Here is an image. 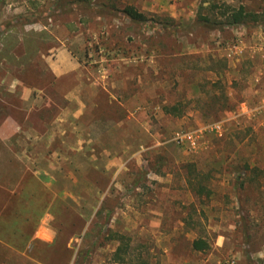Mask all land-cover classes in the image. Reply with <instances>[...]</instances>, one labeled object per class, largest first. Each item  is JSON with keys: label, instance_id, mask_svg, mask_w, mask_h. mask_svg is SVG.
I'll return each mask as SVG.
<instances>
[{"label": "rangeland", "instance_id": "374dc122", "mask_svg": "<svg viewBox=\"0 0 264 264\" xmlns=\"http://www.w3.org/2000/svg\"><path fill=\"white\" fill-rule=\"evenodd\" d=\"M204 1L0 0V35L42 37L32 61L0 62L42 88L45 106L30 116L68 118L67 90L83 109L75 129L62 120L63 137L44 143L61 153L49 157L59 264H264V0ZM126 5L145 21L128 19ZM240 6L250 14L242 23H198H221ZM61 48L77 68L55 77L47 63ZM5 80L0 73V87ZM0 104V116L20 118L4 90ZM174 104L177 113L162 110ZM189 164L207 195L187 182ZM114 233L128 237L120 260ZM196 238L208 246L195 250Z\"/></svg>", "mask_w": 264, "mask_h": 264}, {"label": "crops", "instance_id": "0c3cea01", "mask_svg": "<svg viewBox=\"0 0 264 264\" xmlns=\"http://www.w3.org/2000/svg\"><path fill=\"white\" fill-rule=\"evenodd\" d=\"M42 42V37L27 39L23 33L14 32L10 39L0 40V62L32 61ZM18 46L22 48L20 53L15 51ZM67 55L66 49L61 48L54 58L48 60L50 72L55 77L70 74L77 68L76 60ZM0 73L4 80L9 78L1 90L18 101L21 113L18 119L11 112L0 116V264H59V256L55 254L59 255L61 251V199L55 192V172L52 171L55 167L49 163V157L61 158V153L53 149L47 150L49 154H46L44 143L63 137L62 120L68 121L70 129H75L83 116V109L78 108L76 96L67 90L64 98L68 101L62 111H66L68 118L64 119L61 111L48 120L32 118L30 110L42 111L45 106L44 101H40L44 96L36 91L42 88L23 84L11 68ZM13 79L19 80L14 83ZM94 105L89 102L86 109L88 126L99 122L93 114ZM60 171L58 165L56 174ZM69 246L66 243V247Z\"/></svg>", "mask_w": 264, "mask_h": 264}, {"label": "trees", "instance_id": "16d2710c", "mask_svg": "<svg viewBox=\"0 0 264 264\" xmlns=\"http://www.w3.org/2000/svg\"><path fill=\"white\" fill-rule=\"evenodd\" d=\"M202 2H205L204 0H202ZM102 10H106L109 12H116L117 9H115L114 7L105 5L103 3L100 4ZM123 14L130 19L131 21H136V22H143L145 21V17L143 15V13L137 11L133 6L131 5H126L125 7H123L122 9ZM247 14L250 15L249 13L244 12L243 7H239L238 9H235L233 11H231L230 15H228V17H226L224 19L223 22L221 23H210L212 22L207 16H203L200 15L199 16V20L198 23L200 25L206 26L207 28H213V27H219L220 24L224 25L225 24H229V25H233V24H239L242 23L243 20L247 17ZM36 32L33 31V33L30 34H24V38L27 39H32L34 34ZM37 34V33H36ZM32 36V37H30ZM10 35L7 34H2L0 35V40L4 41L7 39H10ZM5 50V47H2ZM29 50V49H28ZM22 62H26V61H22ZM20 63V62H18ZM162 110L165 113H170V114H175L177 113V111L179 110L177 107V104L168 106V105H163L162 106ZM188 171H189V176L187 178V182L189 183V185L191 186V188L194 190V192L198 195L205 193L207 195V193L209 192L205 185L202 184V181L199 179V174L198 171H195L194 167L189 164L188 165ZM98 213H100V210L97 211ZM114 239L118 240V245L116 247V249L114 250V257L116 258V260H120L121 257L127 253V249L129 247L128 242H127V236L124 234H120V233H114ZM208 245L206 243L205 240L201 239V238H196L192 241V248H194L195 250H203L204 248H206Z\"/></svg>", "mask_w": 264, "mask_h": 264}, {"label": "built area", "instance_id": "2783aa9c", "mask_svg": "<svg viewBox=\"0 0 264 264\" xmlns=\"http://www.w3.org/2000/svg\"><path fill=\"white\" fill-rule=\"evenodd\" d=\"M218 128V126H216ZM175 140L178 143H183V142H190L193 143V137L192 133L190 132H176L175 133Z\"/></svg>", "mask_w": 264, "mask_h": 264}]
</instances>
